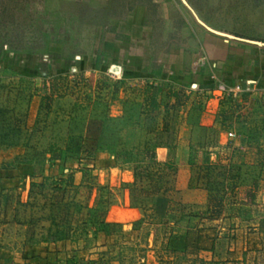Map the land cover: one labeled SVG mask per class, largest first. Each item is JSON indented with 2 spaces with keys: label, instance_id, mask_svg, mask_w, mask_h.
Instances as JSON below:
<instances>
[{
  "label": "rangeland",
  "instance_id": "374dc122",
  "mask_svg": "<svg viewBox=\"0 0 264 264\" xmlns=\"http://www.w3.org/2000/svg\"><path fill=\"white\" fill-rule=\"evenodd\" d=\"M110 1L0 0V264L62 241L48 264H264V100H221L207 126L204 90L113 74L82 54ZM187 2L264 39V0Z\"/></svg>",
  "mask_w": 264,
  "mask_h": 264
},
{
  "label": "crops",
  "instance_id": "0c3cea01",
  "mask_svg": "<svg viewBox=\"0 0 264 264\" xmlns=\"http://www.w3.org/2000/svg\"><path fill=\"white\" fill-rule=\"evenodd\" d=\"M188 3L193 9L192 3ZM108 5L107 11L119 10V13H108L105 19L95 23L93 45L82 53L91 54L90 58L95 62L98 55L103 54V64L108 61L110 68L120 67L122 74L189 89L195 85L196 89L204 90L207 95V126L214 124L221 102L215 87L219 82L240 85L243 89L241 98L245 103L248 99L264 100V47L209 32L188 11L195 22L192 21L184 12L187 9L181 1L180 4H171L167 0H111ZM233 36L264 43L262 38ZM17 180L12 179L11 182ZM125 211L138 215L132 209ZM112 212L109 211L107 221ZM97 238L96 245L100 246L106 244L105 240L108 244L112 237L99 233ZM69 247L70 243L66 241L56 245L41 243L27 246L15 254L16 261L48 264L55 255L61 256V253L52 254L53 251L65 252ZM109 264L118 262L112 259Z\"/></svg>",
  "mask_w": 264,
  "mask_h": 264
},
{
  "label": "water",
  "instance_id": "95a60500",
  "mask_svg": "<svg viewBox=\"0 0 264 264\" xmlns=\"http://www.w3.org/2000/svg\"><path fill=\"white\" fill-rule=\"evenodd\" d=\"M181 3L183 4V6L192 14V16L194 17L195 21L201 25L202 27H204L206 30H208L209 32L215 34V35H218V36H221V37H224V38H227L229 40H235V41H238V42H244V43H248V44H253V45H257V46H261V47H264V43L262 42H259V41H253V40H247V39H242V38H239V37H235L233 35H230V34H227L225 32H222V31H219V30H216L212 27H209L207 26L199 17L198 15L196 14V12L192 9V7L189 5V3L187 2V0H180ZM110 72H112L113 74H116L117 72L121 73V69L120 67H114L112 66L111 69H110ZM193 88H195V85H193Z\"/></svg>",
  "mask_w": 264,
  "mask_h": 264
},
{
  "label": "trees",
  "instance_id": "16d2710c",
  "mask_svg": "<svg viewBox=\"0 0 264 264\" xmlns=\"http://www.w3.org/2000/svg\"><path fill=\"white\" fill-rule=\"evenodd\" d=\"M99 56H103V54H99L97 57V60ZM159 91V90H156ZM245 200L242 205H251L254 202L255 194L252 189H246L245 190ZM171 201L166 197H157L153 204V212L155 216L159 218H164L166 214L171 210Z\"/></svg>",
  "mask_w": 264,
  "mask_h": 264
},
{
  "label": "built area",
  "instance_id": "2783aa9c",
  "mask_svg": "<svg viewBox=\"0 0 264 264\" xmlns=\"http://www.w3.org/2000/svg\"><path fill=\"white\" fill-rule=\"evenodd\" d=\"M216 92L221 94V100H229L232 102L238 101L240 98V95H242L243 89L240 85H227L223 82L217 83ZM229 138H234L235 134L233 132H229L228 134Z\"/></svg>",
  "mask_w": 264,
  "mask_h": 264
}]
</instances>
